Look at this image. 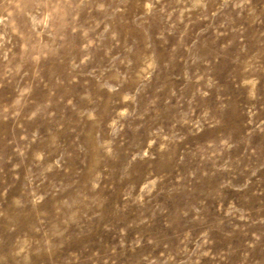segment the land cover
<instances>
[{"label": "rangeland", "instance_id": "1", "mask_svg": "<svg viewBox=\"0 0 264 264\" xmlns=\"http://www.w3.org/2000/svg\"><path fill=\"white\" fill-rule=\"evenodd\" d=\"M43 2L0 0V264H264V0Z\"/></svg>", "mask_w": 264, "mask_h": 264}, {"label": "bare ground", "instance_id": "2", "mask_svg": "<svg viewBox=\"0 0 264 264\" xmlns=\"http://www.w3.org/2000/svg\"><path fill=\"white\" fill-rule=\"evenodd\" d=\"M45 7L43 0H13V13L11 20H14L19 28L25 24V16H31L32 21L37 20V16L33 15L34 11H39ZM67 16V11L55 13L53 19L57 26L62 24L63 18Z\"/></svg>", "mask_w": 264, "mask_h": 264}]
</instances>
